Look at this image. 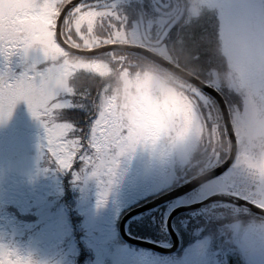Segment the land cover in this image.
<instances>
[{"label":"snow or ice","instance_id":"1","mask_svg":"<svg viewBox=\"0 0 264 264\" xmlns=\"http://www.w3.org/2000/svg\"><path fill=\"white\" fill-rule=\"evenodd\" d=\"M172 8V0H0V122L26 102L46 130L40 146L44 162L51 152L58 170L72 172L76 180H95L102 201L118 157L126 155L123 124L108 94L111 77L127 75L144 59L171 62L169 43L178 31L202 68L215 61L212 49L225 30L245 37L257 62L264 57V0H218L216 14L209 16L211 30L200 21L191 32L164 18ZM80 76L95 81V95L92 87H79ZM204 79L203 73L193 76L185 94L192 135L210 146L207 152L217 139L228 142L212 160L236 152L230 181L237 188L233 173L241 156L249 175L258 163L237 126L248 122L257 104L264 105V74L253 71L236 89ZM64 110L78 111L83 119H69ZM77 158L79 170L72 171ZM237 195L256 206L247 194Z\"/></svg>","mask_w":264,"mask_h":264},{"label":"rangeland","instance_id":"2","mask_svg":"<svg viewBox=\"0 0 264 264\" xmlns=\"http://www.w3.org/2000/svg\"><path fill=\"white\" fill-rule=\"evenodd\" d=\"M6 130L12 136L14 131H17L21 137L13 136V146L8 157L0 159V191L6 195L0 194V199L7 205L13 204V218H9L6 223L0 221V243H5L2 240L5 233L12 234L9 244L33 254L42 264H197L195 259L199 252L206 256L203 264H217L215 256L212 254L210 259L211 253L199 248V245L186 250L183 255L174 256L142 248L134 249L124 245L120 238L118 220L122 211L171 187L182 170L177 161L161 162L147 153H138L131 159L121 157L113 182L102 201L98 196L102 189L95 180H76L73 175L76 193L68 204L70 207H67L61 203L60 176L49 172L56 168L51 163L55 158L51 152L45 156L47 164L51 165L50 169L42 159L44 154L41 153L40 146L44 143L45 129L32 116L26 102L21 101L11 118L0 122V135ZM41 130L43 136L40 134ZM23 136L27 139L24 140ZM41 136L42 141L38 142V137ZM32 140H35V143ZM207 160L208 168L222 162L213 161L210 155ZM230 175L228 169L192 192L169 201L167 212L165 211V225L171 210L180 205L200 202L215 194H231ZM194 211H190L191 217L197 216ZM18 212L26 213L27 216L21 218ZM72 215L79 219L78 237L73 232L75 228L71 220ZM241 218L242 225L235 224L232 220L228 222V225H234L231 229L227 224H219L220 231L227 233L226 238L229 233L234 234L238 249L241 233L247 235V229L244 228L248 226L250 231L257 232L256 221L259 220L251 214H245ZM24 232L25 237L22 236ZM82 251H88L91 255L80 261ZM249 260L251 264H264V254L252 250Z\"/></svg>","mask_w":264,"mask_h":264},{"label":"clouds","instance_id":"3","mask_svg":"<svg viewBox=\"0 0 264 264\" xmlns=\"http://www.w3.org/2000/svg\"><path fill=\"white\" fill-rule=\"evenodd\" d=\"M172 4L173 8L164 18L172 19L188 32L218 10V0H172ZM169 49L173 51L171 62L144 59L134 64L127 75L117 72L109 79L108 94L113 97L114 110L123 124L126 152L118 157L116 169L121 157L131 159L138 153H147L161 162L175 160L182 170H193L199 177L208 170L207 156L215 159L216 153L226 151L229 145L217 139L211 146L212 151L207 152L210 146L199 135H192L191 114L185 103L191 78L203 73L205 83L236 89L253 71L264 74V57L257 62L247 39L227 30L218 36L212 49L215 61L207 68L193 62L194 49L183 41L181 31L170 41ZM247 121L238 124V131L258 163L249 175L242 155L233 178L240 192L256 201V206L264 212V187H253L254 184L264 186V105L257 104ZM242 212L243 209L234 208L225 215H230L233 223L242 225ZM256 223L255 235L241 233L239 237V247L244 251H264V219ZM0 264L42 262L31 253L0 243Z\"/></svg>","mask_w":264,"mask_h":264},{"label":"trees","instance_id":"4","mask_svg":"<svg viewBox=\"0 0 264 264\" xmlns=\"http://www.w3.org/2000/svg\"><path fill=\"white\" fill-rule=\"evenodd\" d=\"M211 23L212 21L209 19V17H205L203 20H201V25L203 27H207L209 30H211ZM200 29H197V32H199ZM79 87L84 88V87H92L93 88V95H95V81H89L86 77L84 76H80L79 80L77 81ZM75 99V98H73ZM66 115L68 116L69 119H83L82 114H80L78 111H74V110H64ZM225 159V158H224ZM222 159V161L224 160ZM222 163V162H221ZM220 164V163H219ZM218 164V165H219ZM217 166V165H214ZM209 167V169L213 168ZM47 168H51L50 164H46ZM80 167V162L79 159L77 158L76 161L73 163V167H72V171H77L79 170ZM207 170V171H208ZM50 173H57V175L60 176L59 180H60V187H61V203H64L68 206V204L71 202V200L75 197V189L73 187V173L72 172H66L65 174L58 170L57 168H55V170H50ZM180 176H178L177 179L174 180V183L171 187H168L167 189L161 191L160 193L156 194V195H152L148 198H145L141 201H138V203H135L134 205L130 206L129 208L125 209L122 211V213L119 216V220H118V226L119 223L122 219V217L129 212L130 210L134 209L135 207L139 206L140 204H144L147 201L185 183L186 181L193 179L194 177H196L194 175V171L190 170L188 168H184L183 170H181L179 172ZM169 202L164 203L156 208H153L151 210H148L144 213L138 214L132 218H130L127 221L126 224V231L128 234H130L133 237H137L138 239H142V240H148V241H152L161 245H166L168 243H170V237L168 234V230L167 227L165 225V215L167 212V205ZM217 206L219 204L214 203L213 205H208L205 206L203 208H200L198 210H195L193 213L197 216H205V219L202 220V224H208V225H216L217 226V230H219V227L223 224H227L228 222H230L231 217L226 216L224 210H226L224 207L221 206ZM166 211V212H165ZM200 211V212H199ZM202 211V212H201ZM17 212V211H15ZM191 213L190 211L185 212L180 214L179 216H177L176 218V223L178 224V231L181 233H186L189 229H191V225L187 226V227H183V224L185 223L184 221H181V218L183 216H188L191 217ZM19 217L22 218V216L26 217V213H21L18 212ZM195 217V216H194ZM72 220V224L73 227L75 228L73 230L74 235L76 237L79 236V231L77 230V226H78V221L79 219L76 216L71 217ZM190 220H193L194 223L193 225L196 223V220L194 218H191ZM191 221V222H193ZM119 229V228H118ZM120 235V232H119ZM122 243L128 247L131 248H142L145 249L143 247H136L133 244H130L128 242H126L125 240L122 239V237L120 236ZM88 250V249H87ZM149 250V249H146ZM155 253V252H154ZM89 255H91V253H89L88 251H82V253L80 254V261H82L83 259H86Z\"/></svg>","mask_w":264,"mask_h":264},{"label":"flooded vegetation","instance_id":"5","mask_svg":"<svg viewBox=\"0 0 264 264\" xmlns=\"http://www.w3.org/2000/svg\"><path fill=\"white\" fill-rule=\"evenodd\" d=\"M14 66H15V70L17 71V73L23 70L22 67L19 66L18 58L14 62ZM2 134H3L2 136L0 135V159L5 158L6 156L8 157V154L10 153V150L12 149V146H13V141H14L13 136H15V138L16 136L17 138L21 137V134H19V132L17 131H14L13 136L8 130L4 131ZM40 134L42 136L44 135L42 134V130ZM42 136L38 137V142L42 141ZM27 137L30 138V135L27 134ZM27 137L23 136V139L25 140L27 139ZM25 142H27V140ZM32 142L35 143V140H32ZM0 194L6 196L4 193H1V191H0ZM216 203L221 204L222 205L221 207H224L227 211L234 209V208L237 210L243 209V212L240 213L241 217H243L245 214H251V215L257 216L259 220L264 219V216L253 213L247 210L246 208L239 206L237 204L230 203V202H216ZM12 208H13V204L7 205L4 202H2L0 199V221L2 223H6L9 218L10 219L13 218ZM191 218H194L196 220V223L194 225H193L194 221L190 220ZM176 219L177 218H174L173 220V226L178 231L179 229H178V224L176 223ZM204 219H205V216H195V217L183 216L181 218V221L185 222L183 224L184 228L190 225L192 227L186 233H181L178 231V235L180 237V248L178 249L177 252H175L172 255L174 256L183 255L188 251V249H194L195 246L199 245V248L208 250L209 254L211 253V257H209L210 259H212V254L215 256L217 264H251L250 260L248 261V257L251 256L252 250L246 251V252L240 251L242 249L241 248L238 249L237 247L238 242L234 234L229 233L228 238H226L227 233L221 232L220 231L221 227H219V230H217L216 225L202 224L201 221ZM233 226H234L233 224L228 225L230 229L234 228ZM244 229H247L246 231L247 235H252V234L255 235L257 233L256 231L254 233L253 231H250L248 229V226L247 228H244ZM257 231H258V228H257ZM22 236L25 237L26 232H24V235ZM11 238H12V234L6 235L5 233L2 236V240L5 241V244H9V241L11 240ZM171 245H172L171 241L170 243L166 244V246H171ZM260 252L261 254H264V251H260ZM243 256H246V257L244 258ZM205 257H206L205 255L199 252L198 257L195 259V261L197 262V264H203V262L205 261L204 259ZM193 264H196V263H193Z\"/></svg>","mask_w":264,"mask_h":264},{"label":"water","instance_id":"6","mask_svg":"<svg viewBox=\"0 0 264 264\" xmlns=\"http://www.w3.org/2000/svg\"><path fill=\"white\" fill-rule=\"evenodd\" d=\"M62 46H64L62 44ZM210 95H213L217 100H219L221 102V104H223V100L222 97L216 93L215 91L209 89L208 90ZM232 138L233 141L235 142V136L234 134H232ZM235 156H236V152L234 151L233 154L231 156H229L224 163L220 164L219 166L206 171L205 174H203L202 176L199 177H195L193 179H191L190 181L186 182L185 184H182L181 186L174 188L152 200H150L149 202L142 204L140 206L135 207L134 209L130 210L129 212H127L121 219L120 223H119V232H120V236L122 237L123 240H125L126 242L136 245V246H143L145 248H149L157 253H161V254H171L173 252H176L179 249L180 246V238L177 234V232L175 231V229L173 228V219L184 212H188V211H192V210H196L199 208H202L210 203L216 202V201H224V202H230V203H234L237 204L239 206H242L254 213L260 214L264 216V212L261 211V209L257 206H254L248 202H246L243 199H240L238 197H235L233 195H229V194H215L212 195L210 197H208L207 199L200 201V202H196L193 203L191 205H182L179 207H176L175 209H173L170 214L168 215L167 218V229L168 232L172 238L173 244L171 247H165L150 241H146V240H142V239H138L135 237L130 236L129 234H127L126 232V223L127 221L138 215L141 214L143 212H146L148 210H151L153 208H156L164 203H167L175 198H178L180 196L186 195L190 192H192L193 190H195L196 188H198L199 186H201L202 184L220 176L221 174H223L224 172H226L228 170V168L231 166V164L234 162L235 160Z\"/></svg>","mask_w":264,"mask_h":264},{"label":"built area","instance_id":"7","mask_svg":"<svg viewBox=\"0 0 264 264\" xmlns=\"http://www.w3.org/2000/svg\"><path fill=\"white\" fill-rule=\"evenodd\" d=\"M234 189H235V190H237V191H239V189H238V188H235V187H234Z\"/></svg>","mask_w":264,"mask_h":264}]
</instances>
